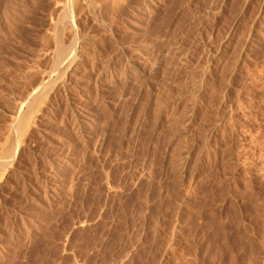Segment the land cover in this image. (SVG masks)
<instances>
[{"label": "rangeland", "instance_id": "1", "mask_svg": "<svg viewBox=\"0 0 264 264\" xmlns=\"http://www.w3.org/2000/svg\"><path fill=\"white\" fill-rule=\"evenodd\" d=\"M139 1L109 27L81 20L82 58L120 76L98 89L94 73L82 89L94 117L88 135L68 139L72 164H54L42 133L40 153L25 149L10 168L0 264H264V0H155L148 17ZM143 40L154 46L155 65L140 68L147 89L126 72ZM169 42L184 48L174 63L160 56Z\"/></svg>", "mask_w": 264, "mask_h": 264}, {"label": "bare ground", "instance_id": "2", "mask_svg": "<svg viewBox=\"0 0 264 264\" xmlns=\"http://www.w3.org/2000/svg\"><path fill=\"white\" fill-rule=\"evenodd\" d=\"M154 1L155 0H140L139 3H137L138 15L142 17L150 16L151 15L150 11L155 9L153 8ZM129 3H131V0H45V1L0 0V91L1 92L2 90L5 91L6 90L4 89L5 86L6 88H10V90L9 89L8 90L11 91V92H7L6 94L4 93L5 95H2L3 97L0 99L1 109L3 110L2 112H4V114L2 113L4 117L3 119H1L3 122L2 124L0 123L1 125L0 126V185H2L5 180L9 179L10 168L14 167L19 157H21L22 160V156L20 155L21 153L23 154V151L25 149L31 150L32 152H39L40 149L38 147L40 146H38L37 135H40L42 133L43 134L45 133V136H47V134L52 135L51 137L52 140L56 142V145L54 147L52 146V149L47 148L46 145L44 146L46 149L48 150L50 149L51 152V154L48 152L50 155H48V153L45 155L46 156L48 155V157L50 156L49 158L53 157L54 164L55 163L57 164L58 162L59 164H61L64 161L72 164V161L75 158L71 160L70 157H72L73 150L75 149V147L68 144L69 143L68 139L73 136L78 137L80 139V137H84L88 135L87 133L89 130L88 129L89 125L87 126V124L90 123V118L94 117V115L90 117L92 114L90 115L89 113H87L86 109L88 107L85 109L87 105L86 101L88 100V97L90 95L89 96L84 94L80 95L81 91H84L82 89L84 87L88 88V86H91L90 85L91 83H87V82L91 81L92 78L90 77H92L94 73L96 74V76L94 75L95 76L94 78L99 83L98 89H100V87L101 88L106 87L108 82L110 83V81H113L115 77L117 78L118 75L120 76V74H118L116 71V67L114 68L112 66L111 68L110 64L107 63L108 61L107 62L105 61L104 64H97L96 62L95 63L92 61L89 62L88 60L84 59L85 57L82 58V54H83L82 52L84 50L83 47L87 43V40L89 39L88 36L91 37L90 36L91 33L89 32L90 35L89 34L87 35V30L84 29L81 20L83 19L84 22V19H89L93 21V23L101 26L107 25L110 22L114 23V19L118 18L121 14H123L122 11L124 10L125 7H127ZM152 14L154 15V13ZM146 24L147 23L144 22V25ZM97 25L95 26L97 27ZM107 26L109 27V25ZM135 28L137 29V27ZM92 29L94 28L92 27ZM169 43H167L168 47H166V50L164 49L163 50L164 52L162 54L160 53V56L162 55L161 56L162 58H165L168 55H169L168 57L177 56V58L175 57L176 58L175 61L173 60L174 58L171 59L173 60L171 61V63H174L177 60H179L178 56L183 54L184 51L182 52V50H184V48L182 50L181 49L179 50V46L171 44L172 42L170 44ZM23 50H25V52ZM26 50L29 55L27 54L28 58H25V61H23L22 59H20L21 58L20 56L22 55V52L26 53ZM136 50H137L135 52L137 54L136 57L133 59L132 62H130L127 71L126 70L124 71L128 73L127 75L133 76L135 82L138 81L137 83L139 84L140 88L146 85L148 87L150 85L152 86L153 83H151V81L147 79L149 74H147L148 76H146L145 75L146 71L143 70V72H145L144 74L141 70L144 69L142 67L143 65H146L145 63L148 61V59L153 56L154 46L151 42L143 40L139 42L138 47H136ZM156 54L154 58H156ZM160 56L157 58L162 59ZM87 57L88 56H86V58ZM17 58L23 61V63L20 62V60L18 61ZM13 60L18 61L19 64L21 63L16 70H13L14 69L12 63ZM152 61L155 62L154 59H152ZM152 61L150 62L148 61L147 63L149 65L150 63H152V65L153 64L155 65V63ZM125 75L126 74L124 72V76ZM152 77L153 76H151V78ZM95 80L93 79V81ZM134 80L132 79V81ZM78 86H80V88H78ZM96 88L95 90H97ZM153 89H155L154 91L157 90L155 86L153 87ZM60 93L61 94L64 93V95L63 94L62 95L66 96L65 98L67 103L65 101L64 105L67 104V108L64 110L62 109L64 106H61L62 108L60 107L61 100L60 101L57 100V97H60ZM158 93H159V89H158ZM93 98L96 99V96ZM102 100L103 99H101L100 101ZM92 103H94L93 100ZM75 104L76 107H74ZM164 105L166 106V103ZM60 108L64 112L62 111L63 114H61L60 120H58V115L60 114ZM92 108L93 107H91V109ZM174 115L176 116V114ZM172 123L174 124L173 121ZM68 125H70L72 128L71 133L68 131L70 135L69 136L67 135V137H63L64 135L62 136L60 135V137L57 136L58 132L63 130L61 129V126H68ZM174 127L176 126L174 125ZM74 140L76 141V138H74ZM73 144L75 146V143ZM50 145L51 144H49V146ZM42 146L43 145H41L40 147L41 150H42ZM45 148H43V150H45ZM48 168H47V164H44L43 161V163L40 166V170L45 173H48L47 170L48 171L50 170ZM55 169H53V171ZM49 173L54 174L53 172H49ZM51 175L49 176L48 174V175H44L45 177L43 175L42 176L43 179H47L49 181L54 180V182L55 181L58 182L61 179L60 178L59 180H57L56 178L55 180V178L53 179ZM51 186H53V184ZM35 214L39 216L38 213ZM30 218L33 219V216H31Z\"/></svg>", "mask_w": 264, "mask_h": 264}]
</instances>
